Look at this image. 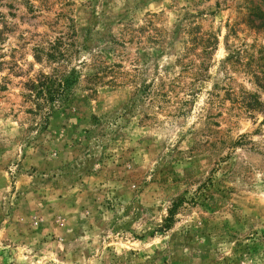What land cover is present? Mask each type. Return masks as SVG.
<instances>
[{"label":"rangeland","instance_id":"rangeland-1","mask_svg":"<svg viewBox=\"0 0 264 264\" xmlns=\"http://www.w3.org/2000/svg\"><path fill=\"white\" fill-rule=\"evenodd\" d=\"M0 264H264V0H0Z\"/></svg>","mask_w":264,"mask_h":264}]
</instances>
